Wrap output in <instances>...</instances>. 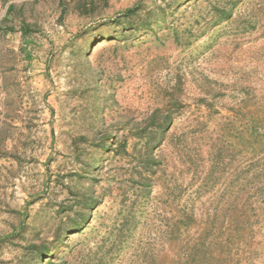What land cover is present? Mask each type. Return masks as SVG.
<instances>
[{"label":"rangeland","instance_id":"rangeland-1","mask_svg":"<svg viewBox=\"0 0 264 264\" xmlns=\"http://www.w3.org/2000/svg\"><path fill=\"white\" fill-rule=\"evenodd\" d=\"M70 1L62 18L56 0H0V264H26L32 245H52L69 222L58 215L75 199L69 188L100 204L53 264H264V0H241L215 26L217 9L235 0H194L129 41L99 25L139 2L173 0ZM10 4L36 28L30 61L9 30L18 19L3 24ZM167 116L145 191L135 170L145 131ZM105 134L126 142V153L88 171L95 148L87 143L79 160L73 143ZM183 211L196 222L181 237ZM205 230L212 245L200 255Z\"/></svg>","mask_w":264,"mask_h":264},{"label":"trees","instance_id":"trees-1","mask_svg":"<svg viewBox=\"0 0 264 264\" xmlns=\"http://www.w3.org/2000/svg\"><path fill=\"white\" fill-rule=\"evenodd\" d=\"M166 1V0H164ZM194 0H173L171 2H167L164 7L162 6H156L155 8L149 9L146 5L142 4V2L137 3L134 7L126 9L124 12L120 13L118 16H116L114 19L109 20V22L100 24L99 27H115L120 31L119 36H116L115 33V39H124V40H132L133 38H137L140 35H149V34H155L157 31V28L162 27V25L169 24L171 18L174 21L176 16L178 15L179 11L183 6L189 5ZM241 0H235L234 3L230 4L231 10L227 7L218 8L216 13V17L214 19V26L222 22L223 20H228L231 18L232 15V9L237 5ZM58 2L59 7L61 9V16L64 18L69 14L70 10V0H56ZM89 3H83L78 6L79 9L83 10L86 9L85 12H89L93 9L88 7ZM25 9L19 7V5L16 4H10L7 9L6 16L3 20V24L6 25L9 21H14V19H18V26L19 28L16 29L14 26L9 29L11 32H19L21 34L22 44L21 50L25 52V57L30 61L32 60V54L30 53V47L34 43L33 35L36 33V28L32 23H28V20L24 17ZM96 29H92L90 33L95 32ZM8 33V32H4ZM87 34V33H86ZM85 33L82 36L86 35ZM104 39H101L100 42H102ZM86 44L89 43L88 39H85ZM89 45V44H88ZM74 46V44H72ZM91 44L89 45V47ZM172 122L171 117H164L161 121L159 119H153L152 124L146 129L145 134L148 136L146 139L145 144V151L143 154H141V161L138 164L139 166L135 169L136 174L138 175V182L139 186L144 188L145 191H148L152 184V180L150 177V174L155 175L156 167L158 165L157 158L153 154V150L160 146V143L164 140L168 127L170 126ZM91 137H88L86 135H81L79 139H75L73 146L75 149V153H77V158L81 160L83 154H86L87 151V143H90L94 149V155L93 159L87 164V170L88 171H95L98 170L97 167L101 163L102 158L105 156H109L111 153L116 154H125L126 153V142L118 141L117 139L112 142V137L110 138L107 134L96 136L94 139H90ZM142 138V136H140ZM70 194H73L74 201L68 204L67 206H62L59 211L58 215L66 214L68 215L69 222L63 223L60 225V228L56 230L54 234V241L52 245L41 243V244H34L32 245L29 250V259L26 262V264H53L51 261V256L55 253L60 243H63L66 237L69 234L77 233L85 227L86 224H88L91 212L97 208L100 204V201L98 198L94 197V194H86L82 190L79 191H73L71 188H69ZM143 207V206H142ZM141 208V207H140ZM139 208V210H140ZM135 209V207H134ZM75 216L74 220L70 222V215ZM134 214V215H133ZM182 225L180 224L178 229H180L178 234L183 235L184 233H187L189 228L191 227V224L196 222V219L193 215H191L188 211H183L182 213ZM129 218H131V222L133 221V228L130 229V233L133 231V229L137 226V220L138 217L135 212H133ZM64 220V219H62ZM127 220V219H126ZM251 224V217H249L248 220L242 221V228L246 229ZM128 226V225H127ZM127 227L123 226L119 230L121 237L120 238V246H123V242L127 239L125 236V232H127ZM208 231V230H207ZM251 232V231H249ZM206 230L203 231L199 238L197 239L198 248H199V254L201 255L203 250L211 249V241L210 243H207L209 240V237H207ZM249 236V237H248ZM182 237V236H181ZM248 237V238H247ZM246 238H242L243 241L249 239V241L252 240L251 233L247 235ZM215 243V240H213V244ZM209 244V245H207ZM198 254V255H199ZM184 256H186V253H184ZM197 256V255H196ZM196 256L192 257V261L194 260L196 262ZM210 260L213 259V257H209ZM208 258V259H209ZM190 259V261H191ZM205 257H199L200 263H207V260Z\"/></svg>","mask_w":264,"mask_h":264}]
</instances>
